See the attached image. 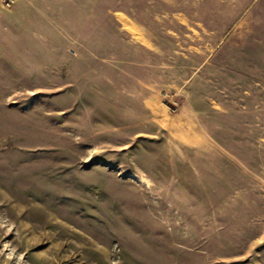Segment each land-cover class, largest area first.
Wrapping results in <instances>:
<instances>
[{
  "label": "rangeland",
  "instance_id": "1",
  "mask_svg": "<svg viewBox=\"0 0 264 264\" xmlns=\"http://www.w3.org/2000/svg\"><path fill=\"white\" fill-rule=\"evenodd\" d=\"M0 264H264V0H0Z\"/></svg>",
  "mask_w": 264,
  "mask_h": 264
}]
</instances>
